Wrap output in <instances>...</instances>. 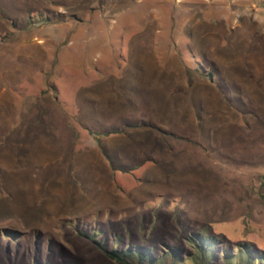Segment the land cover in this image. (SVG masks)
<instances>
[{"label": "rangeland", "instance_id": "1", "mask_svg": "<svg viewBox=\"0 0 264 264\" xmlns=\"http://www.w3.org/2000/svg\"><path fill=\"white\" fill-rule=\"evenodd\" d=\"M76 226L264 256V0H0V264H118Z\"/></svg>", "mask_w": 264, "mask_h": 264}, {"label": "trees", "instance_id": "2", "mask_svg": "<svg viewBox=\"0 0 264 264\" xmlns=\"http://www.w3.org/2000/svg\"><path fill=\"white\" fill-rule=\"evenodd\" d=\"M77 230L85 238L90 239L95 242L98 249L104 252L107 257L114 260L118 264H160L163 263L159 257H152L153 253L150 246L145 248L140 247H123L124 244L120 240L119 235L116 236L117 239L113 240V245L108 243V239L100 238L102 232L100 230H93L89 232L88 230L81 229L76 226ZM14 234V232L9 231V234ZM194 251L183 250L180 247H171V252L169 256H176L180 258L179 252L185 251L190 262L193 264H264V256H257L254 251L247 247L246 245L239 246V251L237 254H233L229 248L219 246L216 238L213 236H204L202 233H194L189 237ZM147 245V244H145ZM43 248L42 242L34 243L35 256L31 258V264H51L52 247L51 242L48 240L47 246L44 248V256L39 254V250ZM14 252L17 249L13 248ZM7 252V254H6ZM5 254L9 255V249ZM15 255V254H14ZM220 257V258H219Z\"/></svg>", "mask_w": 264, "mask_h": 264}]
</instances>
